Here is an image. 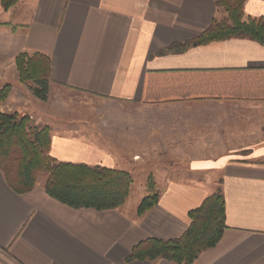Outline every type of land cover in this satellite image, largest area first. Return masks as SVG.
<instances>
[{
  "label": "crops",
  "instance_id": "crops-1",
  "mask_svg": "<svg viewBox=\"0 0 264 264\" xmlns=\"http://www.w3.org/2000/svg\"><path fill=\"white\" fill-rule=\"evenodd\" d=\"M220 13L213 0L0 6V89L11 86L0 113L27 115L34 127H48L49 155L58 163L132 178L122 206L95 211L49 198L45 179L16 194L0 171V264H172L126 259L144 240L180 237L188 213L217 189L226 229L193 264H264V46L230 39L164 53L196 39ZM247 17L264 18V0H246ZM21 53L49 57L52 92L84 94L149 116L123 120L129 134L111 142L42 108L36 115L27 108L38 103L31 84L18 81L14 60ZM149 178L159 200L138 217Z\"/></svg>",
  "mask_w": 264,
  "mask_h": 264
},
{
  "label": "trees",
  "instance_id": "trees-1",
  "mask_svg": "<svg viewBox=\"0 0 264 264\" xmlns=\"http://www.w3.org/2000/svg\"><path fill=\"white\" fill-rule=\"evenodd\" d=\"M19 0H0L3 10ZM222 18L210 25L194 40L172 45L164 53H182L190 48L230 39H247L264 46V18H244L246 0H213ZM18 81L31 84L37 100L45 102L50 84V59L40 53L15 57ZM11 86L0 89V103L10 94ZM50 130L37 128L29 116L0 113V171L8 187L16 194L30 193L39 175H45V194L72 209L106 211L117 209L126 201L132 178L124 171L58 163L50 157ZM159 200L154 182L149 178L147 195L140 201L138 217L150 211ZM190 224L184 233L172 240L153 238L133 247L126 262L164 260L172 264H193L205 250L218 244L225 226V201L221 189L215 190L201 205L188 213Z\"/></svg>",
  "mask_w": 264,
  "mask_h": 264
},
{
  "label": "rangeland",
  "instance_id": "rangeland-1",
  "mask_svg": "<svg viewBox=\"0 0 264 264\" xmlns=\"http://www.w3.org/2000/svg\"><path fill=\"white\" fill-rule=\"evenodd\" d=\"M222 14L221 12L220 15ZM27 108L30 111H34L36 115L39 112V108H42L57 116L59 122H72L77 125L79 130L89 133L93 139L100 141L107 139L111 142H115L117 136H120L118 137V140H120L123 138L122 136L129 134L130 127L121 124L123 120L131 118L142 119L149 116L146 110H137V108L128 105H118L114 102L100 100L79 93L52 92L50 90L45 102L38 100L36 106H28ZM157 116L156 113L154 117ZM49 121L51 124L55 122L50 117ZM143 136H145L144 133H139L140 138ZM45 178V175H39L37 182L42 183Z\"/></svg>",
  "mask_w": 264,
  "mask_h": 264
}]
</instances>
